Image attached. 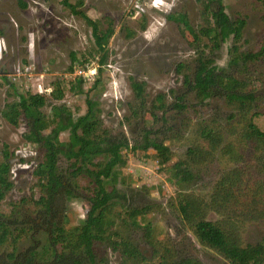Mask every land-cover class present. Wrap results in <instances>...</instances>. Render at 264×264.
<instances>
[{
    "label": "trees",
    "instance_id": "1",
    "mask_svg": "<svg viewBox=\"0 0 264 264\" xmlns=\"http://www.w3.org/2000/svg\"><path fill=\"white\" fill-rule=\"evenodd\" d=\"M199 1L205 26L198 31L187 14L168 15V20L176 23L187 37L188 45L200 52L193 76L187 75L185 82L189 90L200 96L214 94L224 98L243 118L242 141L264 149V129L256 122L264 114V96L252 87L254 80L249 68L251 64L264 62V41L256 50L243 51L238 43L243 38L245 20H233L225 12L222 0ZM259 1L264 4V0ZM20 4L26 7L22 1ZM65 5L91 28L94 46L90 56L99 65L95 88L86 92L87 77H76L71 91L86 97L87 110L75 122L71 107L63 103L67 92L60 80L53 83L46 97L28 92L20 103L13 101L5 106L4 120L15 129L25 125L22 138L26 143L38 144L44 155L33 172L40 195L24 197L10 214L0 216V264H110L108 256L100 255V248L104 247L119 253L121 264H205L196 256L182 253L174 242L158 239L163 231L147 220L148 215L159 211L158 205L139 207L127 205L124 200L125 193L119 190L115 175L125 163L121 151L130 148L129 139L124 135L113 137L104 128L103 111L94 92L102 83L109 63L108 46L116 31L115 20L109 15L93 19L83 8L82 0L75 3L65 0ZM142 27L145 30L146 24L142 23ZM229 38L234 43L229 49L228 69L219 71L215 53ZM71 58V73L77 65L88 63V58L80 61L75 54ZM237 69L242 73L240 77L234 75ZM131 85L142 111L151 115V119L145 115L146 125L161 119L166 122L170 111L178 115L188 111L187 94L176 97V110L163 93L156 97L152 107H147L146 83L131 78ZM166 127L164 124L156 131H146L144 149L151 150L148 158L156 160L159 171L171 170L178 180L181 191L175 199V208L181 222L201 245L215 251L227 264H264V237L258 243H246L240 230L250 217L264 218V180L250 176L243 167H235L224 170L208 193L189 191L190 184L219 156L218 151L226 148L223 134L215 129H202L200 136L208 147L194 144L181 161L174 163L169 146L160 136L166 133ZM66 131L73 138L64 145L61 135ZM167 131L173 128L169 126ZM137 148L135 144L131 149L137 151ZM2 154L0 203L14 188L10 180L14 153L4 144ZM80 177L96 183L100 194L88 201L87 220L81 229L73 232L64 225V217L69 199L78 195L76 181ZM23 208H27V219L20 221L16 216L20 214L21 218ZM212 214L218 219L212 220ZM27 240L30 247L19 252ZM140 243L151 248L153 259L146 255Z\"/></svg>",
    "mask_w": 264,
    "mask_h": 264
},
{
    "label": "rangeland",
    "instance_id": "2",
    "mask_svg": "<svg viewBox=\"0 0 264 264\" xmlns=\"http://www.w3.org/2000/svg\"><path fill=\"white\" fill-rule=\"evenodd\" d=\"M76 1L81 0H70L72 3ZM82 1L83 8L93 19L109 15L115 20L116 31L108 46L109 63L102 83L94 92L103 111L104 128L113 137L124 135L129 139L130 148L121 151L125 163L115 175L119 190L125 193L124 200L127 205L156 204L160 207L159 211L147 216L148 221L163 231L158 239L174 242L182 253L196 256L205 264H227L215 251L201 245L181 222L175 208V199L181 191L178 180L171 170L159 171L156 160L148 158L152 155L151 150L144 149L146 131H156L165 124L166 133L160 136L172 152V162L178 163L194 144L202 143L208 147L200 136L202 129H215L222 132L223 147L226 148L218 151L219 156L203 170L196 182L190 184L189 191L208 193L224 170L235 167H243L250 176L264 180V149L242 141L241 114L224 98L214 94L200 96L189 90L185 82L187 75L192 78L200 52L188 45L187 37L176 23L168 20V15L187 14L191 25L198 31L205 26L203 6L199 0ZM222 3L233 20L240 18L246 22L238 45L243 51L258 49L264 41V4L259 0H222ZM142 23L146 24L145 30ZM233 43L234 39L229 38L215 53L219 71H227L229 49ZM93 46L91 28L84 19L71 13L65 0H0V163L4 144L9 145L14 153L10 173L14 188L0 203V216L10 214L24 197L40 195L33 172L44 155L38 144L26 143L22 138L25 125L15 129L4 120L5 106L13 101L20 103L28 92L46 97L51 93L53 83L60 80L67 92L63 103L71 107L75 122L77 117L85 114L87 103L84 95L71 91V86L76 77L85 75V91L95 88L99 65L90 56ZM72 54L80 61L88 58L87 67L77 65L75 72L71 73ZM249 68L254 80L252 87L258 88L264 96V62L251 64ZM235 71L234 75L240 77L239 69ZM131 78L146 83L147 107H152L156 97L163 93L168 95V104L176 110V97L184 93L187 94L188 111L181 115L170 111L166 122L161 119L152 121L153 125H146L145 115H151L142 111ZM256 122L264 129V114ZM169 126L173 131H167ZM72 138L70 131L61 135L64 145ZM135 144H138L137 151L131 149ZM76 183L78 195L69 199L64 217V225L73 232L81 229L87 220L88 201L100 194L96 183L87 178L80 177ZM20 210L21 218L20 214L16 217L23 221L27 219V208ZM211 219L217 220L218 217L212 214ZM240 230L246 243H258L264 237V218L250 217ZM30 244L29 240L23 242L19 252H24ZM140 246L153 259L151 248L145 243ZM100 255L108 256L110 264H121L119 253L108 248H100Z\"/></svg>",
    "mask_w": 264,
    "mask_h": 264
},
{
    "label": "built area",
    "instance_id": "3",
    "mask_svg": "<svg viewBox=\"0 0 264 264\" xmlns=\"http://www.w3.org/2000/svg\"><path fill=\"white\" fill-rule=\"evenodd\" d=\"M50 90V89H49Z\"/></svg>",
    "mask_w": 264,
    "mask_h": 264
}]
</instances>
